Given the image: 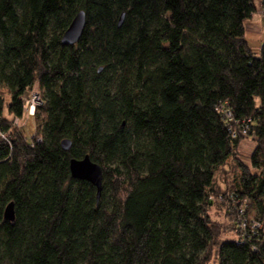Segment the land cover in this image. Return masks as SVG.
Listing matches in <instances>:
<instances>
[{
  "label": "trees",
  "instance_id": "1",
  "mask_svg": "<svg viewBox=\"0 0 264 264\" xmlns=\"http://www.w3.org/2000/svg\"><path fill=\"white\" fill-rule=\"evenodd\" d=\"M256 9L0 0V264H264V44L254 53L244 26ZM79 10L82 35L62 45ZM34 83L27 139L4 111L20 117ZM85 155L102 168L98 199L70 176ZM242 199L261 227L239 243Z\"/></svg>",
  "mask_w": 264,
  "mask_h": 264
},
{
  "label": "rangeland",
  "instance_id": "2",
  "mask_svg": "<svg viewBox=\"0 0 264 264\" xmlns=\"http://www.w3.org/2000/svg\"><path fill=\"white\" fill-rule=\"evenodd\" d=\"M254 3L257 5L256 11L251 15V17L244 21L245 26V39L248 42L249 47L253 50L254 53H259L261 46L264 44V19H263V10L259 7V0H254ZM4 100H8L6 91L3 90ZM22 115L20 117H12L4 111V116L8 117L10 120H14L18 129L24 132L27 139L35 137L36 134V118L35 112L36 109L42 106L41 98L38 90V86L34 83L27 91L22 95ZM33 106L32 112L28 111L26 108ZM40 114V109L37 110ZM40 139V136L37 137ZM253 142L250 139H244L240 148L241 155L244 159H247V155L251 151ZM223 176V175H222ZM220 175L218 178H222ZM235 221V219H234ZM237 234V233H236ZM227 238H232L228 236ZM207 264H215V262H209Z\"/></svg>",
  "mask_w": 264,
  "mask_h": 264
},
{
  "label": "water",
  "instance_id": "3",
  "mask_svg": "<svg viewBox=\"0 0 264 264\" xmlns=\"http://www.w3.org/2000/svg\"><path fill=\"white\" fill-rule=\"evenodd\" d=\"M123 19L124 13H121L117 21L118 27L121 26ZM84 26L85 13L83 10H79L62 33L60 43L62 45H74L81 37ZM70 146L71 142L69 139L64 138L60 141V147L62 150L67 151ZM69 172L72 178L85 180L92 184L96 188V198H99L102 189V168L98 163L92 161L88 155H85L80 159L71 158L69 160ZM3 216L7 221L13 220L12 202L6 205Z\"/></svg>",
  "mask_w": 264,
  "mask_h": 264
},
{
  "label": "built area",
  "instance_id": "4",
  "mask_svg": "<svg viewBox=\"0 0 264 264\" xmlns=\"http://www.w3.org/2000/svg\"><path fill=\"white\" fill-rule=\"evenodd\" d=\"M28 111L32 112L33 106L31 105L29 108H26ZM224 116L230 120L231 119V112L230 110L224 111ZM12 125L16 124L14 120H11ZM242 133L245 134V130H242ZM248 201L246 199H242V203H239L237 206V215L235 217V237L237 241L243 242L246 238L250 237V235H255L257 230L261 227V223L255 219L248 218L246 215V206ZM237 233V234H236Z\"/></svg>",
  "mask_w": 264,
  "mask_h": 264
}]
</instances>
